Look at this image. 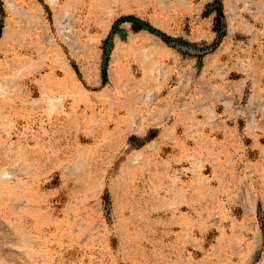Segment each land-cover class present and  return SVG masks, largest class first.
<instances>
[{"label": "rangeland", "instance_id": "374dc122", "mask_svg": "<svg viewBox=\"0 0 264 264\" xmlns=\"http://www.w3.org/2000/svg\"><path fill=\"white\" fill-rule=\"evenodd\" d=\"M0 264H264V0H0Z\"/></svg>", "mask_w": 264, "mask_h": 264}]
</instances>
